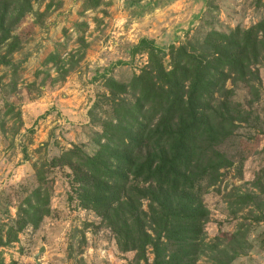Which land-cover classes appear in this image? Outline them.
Returning a JSON list of instances; mask_svg holds the SVG:
<instances>
[{
	"label": "rangeland",
	"instance_id": "rangeland-1",
	"mask_svg": "<svg viewBox=\"0 0 264 264\" xmlns=\"http://www.w3.org/2000/svg\"><path fill=\"white\" fill-rule=\"evenodd\" d=\"M5 11L3 26L21 45L11 56L10 41L0 47V58L7 56L0 66V264H153L152 247L143 257L119 249L111 227L81 207L70 171L57 160L74 147L97 153L102 126L90 113L109 118L110 79L130 83L152 64L149 49L134 50L142 39L164 51L170 70L172 47L255 27L264 20V0H0V19ZM261 55L249 86L226 84L244 120L216 148L219 176L203 196L197 264H218L216 256L223 264H264ZM39 189L43 217L29 206L38 205Z\"/></svg>",
	"mask_w": 264,
	"mask_h": 264
},
{
	"label": "trees",
	"instance_id": "trees-1",
	"mask_svg": "<svg viewBox=\"0 0 264 264\" xmlns=\"http://www.w3.org/2000/svg\"><path fill=\"white\" fill-rule=\"evenodd\" d=\"M1 19L0 47L10 41L11 56L20 39L3 26L6 11ZM140 49L151 51L152 64L130 83L110 79V97L104 100L111 103L109 118L102 121L90 113L102 126L94 136L97 153L90 156L74 147L57 164L70 171L81 207L94 210L111 227L122 252L143 257L152 247L153 264H197L207 220L203 196L219 176L216 148L244 120L243 106L226 84L250 85L251 64L264 52V20L247 31H213L202 42L172 47L170 70L164 51L152 41L142 39L134 47ZM46 166L38 172L41 183ZM34 196L39 203L30 204V211L46 216L40 213L41 189ZM146 202L148 211L143 210Z\"/></svg>",
	"mask_w": 264,
	"mask_h": 264
}]
</instances>
